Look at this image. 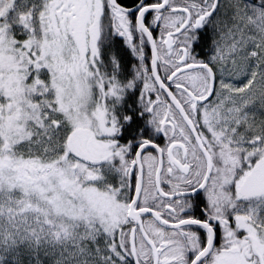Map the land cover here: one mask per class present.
I'll return each instance as SVG.
<instances>
[{"label": "snow or ice", "instance_id": "snow-or-ice-1", "mask_svg": "<svg viewBox=\"0 0 264 264\" xmlns=\"http://www.w3.org/2000/svg\"><path fill=\"white\" fill-rule=\"evenodd\" d=\"M0 264H264V0H0Z\"/></svg>", "mask_w": 264, "mask_h": 264}, {"label": "flooded vegetation", "instance_id": "flooded-vegetation-1", "mask_svg": "<svg viewBox=\"0 0 264 264\" xmlns=\"http://www.w3.org/2000/svg\"><path fill=\"white\" fill-rule=\"evenodd\" d=\"M120 38L119 37H113V40H119ZM103 41H101V46L103 47ZM128 60L129 61H132L133 60V58H132V56H131V54L129 53L128 54ZM153 135H158V134H156L155 132H154V130H153V133H152Z\"/></svg>", "mask_w": 264, "mask_h": 264}]
</instances>
